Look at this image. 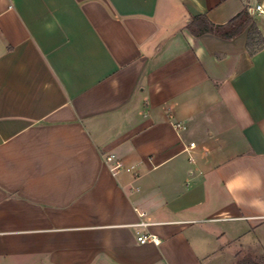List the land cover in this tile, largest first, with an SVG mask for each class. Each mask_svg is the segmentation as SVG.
Segmentation results:
<instances>
[{
    "label": "crops",
    "instance_id": "0c3cea01",
    "mask_svg": "<svg viewBox=\"0 0 264 264\" xmlns=\"http://www.w3.org/2000/svg\"><path fill=\"white\" fill-rule=\"evenodd\" d=\"M241 12L255 34L187 28ZM246 256L264 262V0H0V264Z\"/></svg>",
    "mask_w": 264,
    "mask_h": 264
},
{
    "label": "trees",
    "instance_id": "16d2710c",
    "mask_svg": "<svg viewBox=\"0 0 264 264\" xmlns=\"http://www.w3.org/2000/svg\"><path fill=\"white\" fill-rule=\"evenodd\" d=\"M247 26L251 28V34H255L253 32V25L251 20L247 17L245 12L239 13L236 17H234L228 24L225 26H215L212 25L205 16H194L192 17L190 23L187 28L195 36H200L204 33H217L221 37L225 39H232L233 37L240 34ZM251 41L248 42V47L251 48ZM236 264H264L253 262L249 256H246L243 260H240Z\"/></svg>",
    "mask_w": 264,
    "mask_h": 264
},
{
    "label": "built area",
    "instance_id": "2783aa9c",
    "mask_svg": "<svg viewBox=\"0 0 264 264\" xmlns=\"http://www.w3.org/2000/svg\"><path fill=\"white\" fill-rule=\"evenodd\" d=\"M256 10L257 11H261V6L257 5L256 6ZM178 126V125H177ZM179 127V126H178ZM190 146H193V143L190 144ZM104 161L110 165V170L112 172H119L121 170H124L126 172H131V170L133 169L132 167H124L122 162H120V160H118L114 154H108L104 156ZM137 225L139 226H145L146 223L144 222H140ZM137 242L139 244H145V243H153L155 245L159 244V239L158 237H156L155 235L152 234H139L137 236Z\"/></svg>",
    "mask_w": 264,
    "mask_h": 264
}]
</instances>
